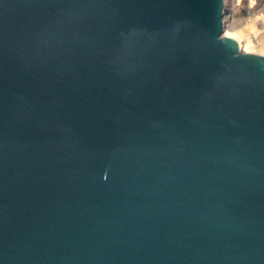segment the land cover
I'll use <instances>...</instances> for the list:
<instances>
[{
  "label": "water",
  "instance_id": "obj_1",
  "mask_svg": "<svg viewBox=\"0 0 264 264\" xmlns=\"http://www.w3.org/2000/svg\"><path fill=\"white\" fill-rule=\"evenodd\" d=\"M220 0H0V264H264V59Z\"/></svg>",
  "mask_w": 264,
  "mask_h": 264
},
{
  "label": "clouds",
  "instance_id": "obj_2",
  "mask_svg": "<svg viewBox=\"0 0 264 264\" xmlns=\"http://www.w3.org/2000/svg\"><path fill=\"white\" fill-rule=\"evenodd\" d=\"M215 42L230 60L264 59V0H220Z\"/></svg>",
  "mask_w": 264,
  "mask_h": 264
}]
</instances>
